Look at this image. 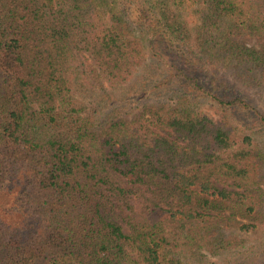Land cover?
I'll return each mask as SVG.
<instances>
[{
  "label": "trees",
  "instance_id": "1",
  "mask_svg": "<svg viewBox=\"0 0 264 264\" xmlns=\"http://www.w3.org/2000/svg\"><path fill=\"white\" fill-rule=\"evenodd\" d=\"M238 87L264 0H0V264H264Z\"/></svg>",
  "mask_w": 264,
  "mask_h": 264
},
{
  "label": "rangeland",
  "instance_id": "2",
  "mask_svg": "<svg viewBox=\"0 0 264 264\" xmlns=\"http://www.w3.org/2000/svg\"><path fill=\"white\" fill-rule=\"evenodd\" d=\"M249 44L253 47H259V43L255 39L251 40ZM227 80L231 83H235L236 85H238L231 75H229ZM200 81L203 82V77L202 79H200ZM205 81H206V78L204 79V82ZM238 88L242 92H244L245 94L244 99L248 102V104H250L251 108H256L260 113L264 115V97L259 93V91L251 89V88L249 89L243 88V90L240 87ZM167 94L168 93L163 92V95L161 96V98L163 96H166ZM212 104H213L212 102H208L207 100L206 101L201 100V107L203 108L205 113L210 116L212 120L214 121L228 120L232 124H234V126H237V127H239L241 123H245L250 127L249 134L251 133V136H253L254 142L257 145L258 149L262 152L263 159H264V126L262 124H259L258 122L256 123L257 117L252 113L249 114L250 111L247 113L245 110H241V113L238 110V112H236L235 117L225 116L221 108H217L213 106ZM136 113L138 114L139 111ZM260 182L262 184V187L264 188V166L262 167ZM260 206L263 211L264 210V193L262 197V203L260 204ZM261 233H262L261 238L264 239V231ZM241 236H244V233H242ZM249 237H250V243H255L254 239L256 235L246 236V238H249Z\"/></svg>",
  "mask_w": 264,
  "mask_h": 264
}]
</instances>
